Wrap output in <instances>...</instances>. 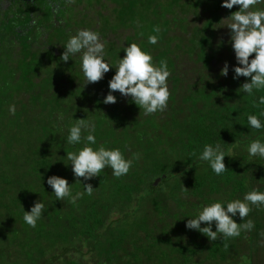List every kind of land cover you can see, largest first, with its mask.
<instances>
[{
  "label": "trees",
  "instance_id": "1",
  "mask_svg": "<svg viewBox=\"0 0 264 264\" xmlns=\"http://www.w3.org/2000/svg\"><path fill=\"white\" fill-rule=\"evenodd\" d=\"M56 1L0 6V264H232L245 253V239L264 237V206L250 204L244 221L237 213V223L252 220L254 228L226 240L218 234L210 242L186 223L208 204L226 207L254 189L264 192V158L248 152L253 140L264 143V128L252 129L247 121L256 115L264 124V105L253 106L264 89L250 96L240 89L250 78H233L242 65L226 18L239 6L224 8L223 0H125L129 20L134 7V43L151 54L154 65L166 60L170 72L167 108L145 115L118 91L112 93L116 103L103 102L121 58L116 53L104 78L88 84L81 59H60L65 49L55 43H67L77 31L58 23L54 35L48 34L46 28L62 15L58 5L64 0ZM258 9L264 3L250 10ZM150 35L158 36L156 44L148 43ZM186 57L192 65L183 69ZM77 119L94 123L96 143L88 145L94 150L118 148L126 159L139 154L126 175L116 178L105 167L91 180L76 181L66 155L85 146L89 134L82 130L80 143L67 142ZM217 144L228 168L221 175L199 159L205 145ZM53 175L65 178L73 195L84 192L86 183L93 194L75 204L57 200L47 184ZM38 200L44 210L32 228L23 214Z\"/></svg>",
  "mask_w": 264,
  "mask_h": 264
},
{
  "label": "clouds",
  "instance_id": "2",
  "mask_svg": "<svg viewBox=\"0 0 264 264\" xmlns=\"http://www.w3.org/2000/svg\"><path fill=\"white\" fill-rule=\"evenodd\" d=\"M264 3V0H223L222 7L232 9L233 6H239V10L232 12L226 18L229 22L227 27L231 30L230 42L235 53L238 65L234 68V79L243 76L250 78V82L242 84L240 89L248 95H252L254 90L264 89V10H250L255 5ZM159 33L160 28L153 29ZM158 36L150 35L149 44H156ZM65 51L60 59L64 62L75 54H81V68L83 75L88 83H97L104 78L105 73L109 72L110 65L103 58L104 44L101 42L99 34L88 29L78 30L71 36L66 45ZM126 55L119 59L116 66L115 75L109 80V93L104 99L105 104H114L116 97L112 94L118 91L125 97H131L132 101L142 109L145 115H152L157 111H164L167 108L170 98V91L167 80L170 76L166 60H161L159 66L153 64V58L150 53L143 51L136 43H131L124 47ZM253 54L254 58L249 59ZM229 71L228 63L225 62L221 70V75L227 76ZM264 105V96L259 98V102H254V107ZM10 112L15 113V106H10ZM264 116V111H261ZM247 121L249 127L260 130L264 128L261 120L256 115H248ZM82 130H89V134L83 137L86 141L78 152H67V159L71 161L72 172L76 181L80 178L85 181L99 176L105 167L112 169L114 177L119 178L126 175L133 163V159H139V154H134L133 159H126L122 152L117 149H106L100 145L98 150H94L89 144L96 143L95 125L85 119H77L70 128L67 142L69 144H78L82 140ZM250 156H259L264 158V143L259 139L253 140L248 146ZM195 155V153H191ZM224 151L220 145L215 147L205 145L203 152L199 156L202 161H207L216 175H221L228 170L224 163ZM47 184L51 186L57 200L63 201L66 198L72 204L81 199L85 194L91 196L94 188L90 183L83 184L84 192L72 194V190L65 178L53 175L48 177ZM186 189V188H185ZM187 190V189H186ZM255 205L257 208L264 206V192L252 190L247 192L243 201L236 199L227 202L226 207L221 202H214L202 207L195 218L187 220L186 228L197 230L205 235L209 241H216L218 234H221L226 240L232 237H239L241 231H251L254 228V222L247 220L243 223H237L233 217L239 214L244 221L245 217L252 211L249 205ZM44 204L40 200L34 202L30 211H24L23 220L32 228H35L37 221L42 216ZM207 226L201 227V223ZM215 222L216 230H212V224ZM225 249L228 245L225 243Z\"/></svg>",
  "mask_w": 264,
  "mask_h": 264
},
{
  "label": "rangeland",
  "instance_id": "3",
  "mask_svg": "<svg viewBox=\"0 0 264 264\" xmlns=\"http://www.w3.org/2000/svg\"><path fill=\"white\" fill-rule=\"evenodd\" d=\"M59 1L60 0L56 2ZM112 1L64 0L63 3L61 4L58 3L60 4L58 5L59 6L58 10L62 12V15L58 13L60 19L58 21L54 20L55 23H53V26L46 28L48 34L54 35V33L57 30V26L59 25L58 23H61L62 25L67 24L71 26L70 29H73L74 32L81 29L92 30L99 34L100 40L104 44L103 56L104 57L108 56V58H106V62L108 64L109 63L111 64L112 62L111 60L112 58L110 56L111 53H116L118 56L123 58L126 55V53L124 52V47H127L131 43H134V7L132 8L131 19L129 20L127 16L130 17V15L126 10L128 8L127 1L123 0L124 2L123 6H120L118 5V3H116L119 0H117L116 2H112ZM82 12H85L87 16L83 15ZM37 17L41 18L38 15ZM120 17H122L121 21L119 20ZM199 22L200 20H197L196 24H198ZM57 42L58 43H55L56 45L55 48L56 47L60 48L66 45L65 42H62V40H57ZM111 42L112 44H110ZM72 56L73 57L76 56V58L81 59L80 53ZM79 65H81V63H79ZM191 65H192L191 59L184 58L183 60H181V64H180L181 68L184 69V67L186 68ZM250 241H251V237L249 239L248 238L245 239L244 241L245 248L242 250V252L245 253H240L239 255L240 257L235 259V261H233L232 264H262L260 259L264 258V237L261 238L258 242L253 241L251 243ZM253 257L255 260L254 263L252 262Z\"/></svg>",
  "mask_w": 264,
  "mask_h": 264
},
{
  "label": "flooded vegetation",
  "instance_id": "4",
  "mask_svg": "<svg viewBox=\"0 0 264 264\" xmlns=\"http://www.w3.org/2000/svg\"><path fill=\"white\" fill-rule=\"evenodd\" d=\"M12 0H0V6L2 9H5L7 7V4H10ZM254 262V261H252ZM263 263V262H262Z\"/></svg>",
  "mask_w": 264,
  "mask_h": 264
},
{
  "label": "water",
  "instance_id": "5",
  "mask_svg": "<svg viewBox=\"0 0 264 264\" xmlns=\"http://www.w3.org/2000/svg\"><path fill=\"white\" fill-rule=\"evenodd\" d=\"M159 178H155L153 181H152V184L155 185L157 182H158Z\"/></svg>",
  "mask_w": 264,
  "mask_h": 264
}]
</instances>
